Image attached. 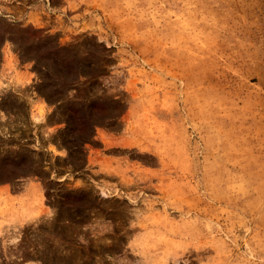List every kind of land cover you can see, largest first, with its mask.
Wrapping results in <instances>:
<instances>
[{
  "label": "rangeland",
  "instance_id": "374dc122",
  "mask_svg": "<svg viewBox=\"0 0 264 264\" xmlns=\"http://www.w3.org/2000/svg\"><path fill=\"white\" fill-rule=\"evenodd\" d=\"M0 264H264V0H0Z\"/></svg>",
  "mask_w": 264,
  "mask_h": 264
},
{
  "label": "crops",
  "instance_id": "0c3cea01",
  "mask_svg": "<svg viewBox=\"0 0 264 264\" xmlns=\"http://www.w3.org/2000/svg\"><path fill=\"white\" fill-rule=\"evenodd\" d=\"M59 128H54V131L58 130ZM53 145L55 146V150H54V155L56 156H60L61 155V151H62V146L63 144H61L59 141H53Z\"/></svg>",
  "mask_w": 264,
  "mask_h": 264
}]
</instances>
